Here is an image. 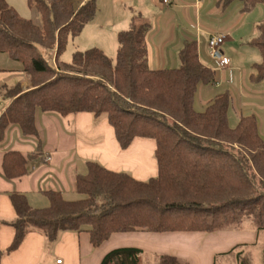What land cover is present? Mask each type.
I'll return each instance as SVG.
<instances>
[{"label": "trees", "instance_id": "16d2710c", "mask_svg": "<svg viewBox=\"0 0 264 264\" xmlns=\"http://www.w3.org/2000/svg\"><path fill=\"white\" fill-rule=\"evenodd\" d=\"M235 1L242 2L245 12L264 3L218 0L223 8ZM26 4L39 22L21 17L0 0V53L20 62L30 83L26 90L20 83L0 86V96L10 98L0 113V142L13 124L26 136H38V110L61 116L89 112L95 120L107 119L122 149L136 137L153 139L157 175L137 180L88 160L86 172L76 178L80 198L68 200L48 190L44 193L49 204L34 207L23 193L11 192L15 217L5 221L14 229L8 250L16 249L30 230L41 232L51 243L60 231L86 228L93 247L113 233L137 229L214 233L253 225L259 238L264 231V138L254 114L229 125L228 91L215 95L203 111L194 108L198 86L215 84V72L199 59L197 42L183 41L178 67L152 69L147 63L148 25L131 18L117 33L115 61L93 47L76 49L64 62L58 56L95 15V0L81 5L75 0H26ZM255 31L247 43L260 54L250 75L259 82L264 79V18L255 24ZM41 49L55 51L54 65ZM37 158L38 154L6 151L4 175L24 176L29 161ZM258 258L264 264V250H258ZM155 259L157 264H188L167 253H158ZM100 264H145L143 250L113 248ZM237 264L253 263L239 253Z\"/></svg>", "mask_w": 264, "mask_h": 264}, {"label": "crops", "instance_id": "0c3cea01", "mask_svg": "<svg viewBox=\"0 0 264 264\" xmlns=\"http://www.w3.org/2000/svg\"><path fill=\"white\" fill-rule=\"evenodd\" d=\"M6 1L16 8L14 0ZM75 1L81 5L85 0ZM95 2V15L77 36L72 37L80 38V45L84 41L94 40L87 48L96 46L111 55L107 52L108 45L111 48L113 45V49L116 47L117 50V33L127 28L130 19L134 18L136 23L148 25V66L163 69L178 67V52L183 41L195 40L200 61L215 72V84L198 86L194 106L196 102L206 105L215 95L228 91L231 102L227 117L231 127L237 124L242 115L254 114L259 119V116H263L264 120V79L257 82L250 76L254 63L250 58H254V55L240 53V47L249 45L247 41L255 36V24L264 18V6L261 3L245 12L240 1L225 8L221 7L218 0H171L167 4L161 3V0ZM32 12V19L35 20L37 14L34 10ZM213 33L225 35L221 48L229 59L228 67H217L210 57L208 37ZM6 55L0 53V86L4 84L12 87L20 83L22 89L26 90L30 83L22 67L7 59ZM4 98L6 103L0 108V113L10 102V98ZM35 121L38 136H26L13 124L7 127L0 142V264H100L109 250L128 246L146 249L151 253L191 255V264H212L205 248H215L216 244L225 242V237L210 241L212 237L222 235L211 236L203 246H198L191 232L157 233L137 229L113 233L100 246L93 247L86 228L60 231L51 243L41 232L30 230L16 249L8 250L14 229L5 221L15 217L11 192L23 193L34 207L49 204L44 193L48 190L59 192L64 198L75 197L79 195L75 188L76 178L86 172L88 160H95L113 171L127 172L137 180L145 181L157 175V163L153 155L155 141L136 137L129 147L122 149L115 139L113 127L104 116L95 120L89 112L61 116L38 110ZM9 150H17L25 155L38 154L39 158L29 161L24 176L8 179L2 169V158ZM237 234L243 239L254 237L251 233ZM168 248L173 252L167 251ZM58 259L60 263H57Z\"/></svg>", "mask_w": 264, "mask_h": 264}, {"label": "rangeland", "instance_id": "374dc122", "mask_svg": "<svg viewBox=\"0 0 264 264\" xmlns=\"http://www.w3.org/2000/svg\"><path fill=\"white\" fill-rule=\"evenodd\" d=\"M10 2H12L13 0H9ZM13 2H15L16 5V11L18 12V14L25 18V19H32V15H33V9L29 8L26 4L25 0H14ZM261 5L264 6V3H261ZM35 20L37 22H39V17H35ZM81 39L80 38H76V39H72L69 38L68 42H67V46L66 49L58 56V60L60 61H64V62H69L72 58V54L75 52V50H87L89 48H87V46H89L90 44H93L95 41L94 40H88V41H84L82 43V45H80ZM79 43V44H78ZM111 43V41H110ZM109 44V42H108ZM110 45H108L107 48V52H110L111 55H107L105 52V54L108 57H112L113 61H115V55H116V47L115 49H113V45L112 48L109 47ZM96 46H92L90 48H93ZM240 53L242 54H246V55H254V58H250V60H254L255 62H258L260 60V54L258 52V50L254 47H251L247 44H244L242 47H240ZM44 57L46 58V60L49 62V64L54 65L55 63V51L54 50H45V49H41ZM7 59H9L10 61H13L14 63H19L18 65H21L20 62H17L15 60H12L11 57H9L8 55H6ZM211 84H208V86ZM211 87V86H210ZM223 92V91H222ZM237 102V99H236ZM5 98L4 97H0V108H3L5 105ZM238 103V102H237ZM195 109L198 111H203L205 109V105H200L199 102L195 103ZM243 109H247L246 106H242ZM261 119H259L257 117L258 120V125H259V132L261 134V136L264 138V120H263V116H259ZM80 195H75V197L72 195L71 197H66V199L68 200H74L77 198H80ZM251 233L254 234L253 238H248L247 239H243L239 234L237 233ZM191 234L193 235L192 237L194 238V240L197 242L198 246H203L204 243L211 237L214 235H222V236H214L215 238H211L210 241H218L217 239H222V238H226V241L223 243H219L216 244V247L213 248H205V252L206 254L210 255L211 258V262L212 264H214V262L216 264H237V255L239 253H242L244 256H248L253 264H259V258H258V250H264V231L259 232L258 235H260L259 238H257V232L256 229L253 225H246L245 228L240 229V230H222V231H218V232H214V233H202V232H191ZM215 239V240H214ZM232 250V252H230ZM169 252H173L172 249L168 248L166 249ZM251 250V251H250ZM250 251V254H249ZM158 253H151L149 250H144L143 249V257L145 260V264H157L156 263V259H155V255ZM178 254V253H175ZM178 258H180L181 261H185L188 264H191L192 262V256L191 255H186V256H182V255H176Z\"/></svg>", "mask_w": 264, "mask_h": 264}, {"label": "built area", "instance_id": "2783aa9c", "mask_svg": "<svg viewBox=\"0 0 264 264\" xmlns=\"http://www.w3.org/2000/svg\"><path fill=\"white\" fill-rule=\"evenodd\" d=\"M171 0H161V3L167 4ZM225 35L223 33H213L208 37V47L210 57L214 61L217 67L225 68L229 66V59L223 54L222 44L224 42ZM61 260L58 259L57 263H60Z\"/></svg>", "mask_w": 264, "mask_h": 264}]
</instances>
